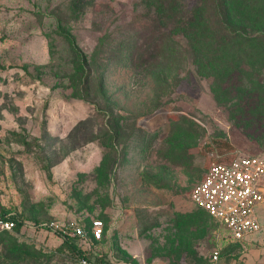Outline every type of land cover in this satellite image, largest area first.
Returning <instances> with one entry per match:
<instances>
[{
	"label": "rangeland",
	"instance_id": "rangeland-1",
	"mask_svg": "<svg viewBox=\"0 0 264 264\" xmlns=\"http://www.w3.org/2000/svg\"><path fill=\"white\" fill-rule=\"evenodd\" d=\"M156 17L145 0H0V209L28 223L0 237V264L11 239L39 255L22 264H76L57 252L58 236L29 226L94 219L104 234L93 249L108 264H211L214 254L213 264L242 263L240 243L215 221L207 217L187 248L176 223L197 211L191 192L214 157L264 158V72L257 90L242 74L212 86L196 75L182 40L152 28ZM158 38L161 47L144 50ZM71 41L79 62L97 56L89 92ZM108 118L121 137L105 180L97 169L109 152ZM80 123L94 140L71 150L68 134ZM254 214L264 231V204Z\"/></svg>",
	"mask_w": 264,
	"mask_h": 264
},
{
	"label": "trees",
	"instance_id": "trees-1",
	"mask_svg": "<svg viewBox=\"0 0 264 264\" xmlns=\"http://www.w3.org/2000/svg\"><path fill=\"white\" fill-rule=\"evenodd\" d=\"M85 4L84 2L82 6ZM145 5L157 15L151 21L152 28L159 32L161 38L164 36L169 37L171 42L182 40L185 54L189 57V63L194 68L197 76L211 80L212 86L220 87L224 80H229L233 74H242L247 75L250 80H256L251 83L254 90L261 87L258 83V76L261 72H264V0H239L236 2L232 0H193L190 5L186 4L185 0H145ZM162 44L161 39L158 38V40H152L149 44H144V50H155L157 47H161ZM70 45L78 63L74 62L75 72L86 68L83 88L89 92L91 80L95 78L96 72L93 67L95 66V69H98L96 65L97 56L94 55L89 62L82 57L79 62V50L74 42L71 41ZM168 51L170 53L177 52V50L174 51L171 45L168 46ZM145 66L147 69H153L154 67L150 61L145 62ZM97 81L96 90L104 98L106 93L103 76L99 75ZM75 87L79 94V87ZM88 96L86 95V97ZM110 122L111 118H108L103 127L105 140L103 147L109 152L103 155L97 169V176L105 180L108 179L109 173L115 164V161L111 158L114 151L112 143L118 141L121 137L120 124L116 123L113 129L109 127ZM81 125L82 123L75 126L68 134V138H73L74 145L71 150L94 140L91 132L81 128ZM196 208L197 211L188 215L181 225H179V222L176 223L180 233V236H177L180 246L191 247L190 240L197 237L196 234L199 229L202 232L204 231L207 217L215 221L205 211ZM0 212L2 214L8 213V211H2L1 209ZM17 218L18 222H16L13 231L0 232L1 238H3V235L8 237L22 233V224L27 222L21 216L17 215ZM13 220H16V218L13 217ZM42 223L45 222L38 220L32 222L36 226ZM78 225L85 231L90 232V222L78 221ZM61 241V245L56 249L57 252H69L74 256L76 264L83 256L91 262L107 264L104 255L93 249L100 241H93L90 250L79 248L76 240ZM2 242L4 241H0V243ZM5 245L10 252L3 257L7 260L5 264L27 263L39 256L33 245L20 243L17 239H11ZM8 255L12 259H9Z\"/></svg>",
	"mask_w": 264,
	"mask_h": 264
},
{
	"label": "built area",
	"instance_id": "built-area-1",
	"mask_svg": "<svg viewBox=\"0 0 264 264\" xmlns=\"http://www.w3.org/2000/svg\"><path fill=\"white\" fill-rule=\"evenodd\" d=\"M220 159V156L212 159L202 180L192 190L191 201L223 226L233 242H240L261 230L254 212L257 206L264 204V158L236 153ZM16 222L17 216L0 212V232H12ZM90 223V232L75 221L61 225L42 223L29 228L50 231L61 240H76L79 248L90 250L92 242L101 241L104 234L101 220L94 219ZM27 224L23 223L21 229H25ZM217 258L214 254L211 264ZM78 264L97 263L83 256Z\"/></svg>",
	"mask_w": 264,
	"mask_h": 264
},
{
	"label": "crops",
	"instance_id": "crops-1",
	"mask_svg": "<svg viewBox=\"0 0 264 264\" xmlns=\"http://www.w3.org/2000/svg\"><path fill=\"white\" fill-rule=\"evenodd\" d=\"M261 230L259 233L252 235L243 241L235 242L240 243V247L237 250L238 252L243 253L241 256L242 263L240 264H264V231Z\"/></svg>",
	"mask_w": 264,
	"mask_h": 264
}]
</instances>
